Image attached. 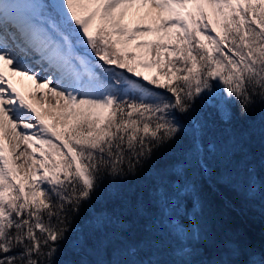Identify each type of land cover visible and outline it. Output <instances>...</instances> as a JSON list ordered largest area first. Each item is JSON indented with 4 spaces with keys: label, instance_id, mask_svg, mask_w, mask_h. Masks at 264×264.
<instances>
[{
    "label": "snow or ice",
    "instance_id": "snow-or-ice-1",
    "mask_svg": "<svg viewBox=\"0 0 264 264\" xmlns=\"http://www.w3.org/2000/svg\"><path fill=\"white\" fill-rule=\"evenodd\" d=\"M16 77L55 103L36 107ZM257 102L264 0H0V264H57L103 181L130 182L182 137L203 175L216 145L198 107L230 119ZM218 250L209 264H264L234 239Z\"/></svg>",
    "mask_w": 264,
    "mask_h": 264
},
{
    "label": "trees",
    "instance_id": "trees-1",
    "mask_svg": "<svg viewBox=\"0 0 264 264\" xmlns=\"http://www.w3.org/2000/svg\"><path fill=\"white\" fill-rule=\"evenodd\" d=\"M196 115L216 145L201 150L204 174L187 159L191 138L185 136L130 182L106 178L98 198L71 221L57 264H209L228 259L218 250L226 239L264 250V104L244 115L233 106L230 119L211 108L198 107ZM197 189L207 200L202 213Z\"/></svg>",
    "mask_w": 264,
    "mask_h": 264
},
{
    "label": "bare ground",
    "instance_id": "bare-ground-1",
    "mask_svg": "<svg viewBox=\"0 0 264 264\" xmlns=\"http://www.w3.org/2000/svg\"><path fill=\"white\" fill-rule=\"evenodd\" d=\"M22 80V78H21ZM14 84L16 85V78L13 80ZM23 82H24V93H27L28 96H29V93L30 92H33L35 91L37 93V95L34 97L35 98V103H33L36 107H40L41 103L42 102H45V101H51V102H54V100L51 99V96H46V97H41L40 96V93L41 92H46L45 89H36L35 88V83L32 82V81H29L27 80L26 78H23ZM30 98H33L31 96H29Z\"/></svg>",
    "mask_w": 264,
    "mask_h": 264
},
{
    "label": "rangeland",
    "instance_id": "rangeland-1",
    "mask_svg": "<svg viewBox=\"0 0 264 264\" xmlns=\"http://www.w3.org/2000/svg\"><path fill=\"white\" fill-rule=\"evenodd\" d=\"M140 70L143 71L146 75H149V76H151V75H153L155 73V69H151V70H149V69H140ZM16 87L21 92V94H23L25 96V98L28 99L31 103H35L36 102L35 98H30L27 93H24V90H23L24 89L23 78L21 80V77H16ZM52 103H55V101L52 102Z\"/></svg>",
    "mask_w": 264,
    "mask_h": 264
}]
</instances>
